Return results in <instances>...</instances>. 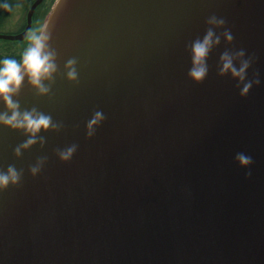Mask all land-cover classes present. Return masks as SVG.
Instances as JSON below:
<instances>
[{
	"label": "water",
	"instance_id": "water-1",
	"mask_svg": "<svg viewBox=\"0 0 264 264\" xmlns=\"http://www.w3.org/2000/svg\"><path fill=\"white\" fill-rule=\"evenodd\" d=\"M43 24L49 90L25 75L12 96L57 127L17 154L32 134L0 123V169L21 172L0 188V264H264V0H55Z\"/></svg>",
	"mask_w": 264,
	"mask_h": 264
},
{
	"label": "clouds",
	"instance_id": "clouds-1",
	"mask_svg": "<svg viewBox=\"0 0 264 264\" xmlns=\"http://www.w3.org/2000/svg\"><path fill=\"white\" fill-rule=\"evenodd\" d=\"M210 24H223L222 18L215 16L209 17ZM225 38L232 39L231 33L225 30ZM50 38V33L47 31L46 25L42 24L36 30H30L27 39L31 42L20 54V59L9 55H4L0 58V99L7 105L8 111H0V123L15 127L23 128L26 132L32 134L20 146H17L15 151L19 154L22 147H27L33 143L37 138L34 134L41 128L47 129L49 127H57L52 122L50 114L37 111L35 108L21 110L19 102L13 99L12 94L17 92L25 75H27L30 83L34 85L38 92L46 93L49 90L48 85L44 80L50 78L56 70V63L54 60L55 51L50 49L47 41ZM219 37H214L212 28H209L202 39L198 38L193 41L191 46L192 51V67L189 69V76L195 80L202 79L207 72V65L205 58L213 43L218 42ZM236 55H243V50ZM222 66L220 71H231L234 76L243 80L245 69L248 67V61L241 62L240 67L237 68L233 64V55L225 52L221 56ZM75 60L69 59L67 65L69 66L67 76L75 78L77 76L74 67ZM251 82L244 85L242 89L246 92ZM103 118V113L97 111L89 123V134L93 131L92 125L99 122ZM75 150V145H71L59 152L62 159H67ZM236 158L241 164L250 162V157L244 153H237ZM39 170V164L32 166L33 173ZM21 172L14 165H8L7 169H0V188L6 187L9 183H16L20 180Z\"/></svg>",
	"mask_w": 264,
	"mask_h": 264
},
{
	"label": "flooded vegetation",
	"instance_id": "flooded-vegetation-1",
	"mask_svg": "<svg viewBox=\"0 0 264 264\" xmlns=\"http://www.w3.org/2000/svg\"><path fill=\"white\" fill-rule=\"evenodd\" d=\"M35 0H0V35H18L21 38L0 37V58L9 55L20 59V54L31 43L30 30L38 29L51 10L55 0H41L33 8Z\"/></svg>",
	"mask_w": 264,
	"mask_h": 264
}]
</instances>
